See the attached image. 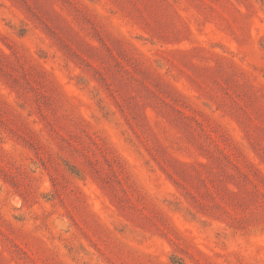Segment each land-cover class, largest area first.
Here are the masks:
<instances>
[{
	"label": "rangeland",
	"instance_id": "1",
	"mask_svg": "<svg viewBox=\"0 0 264 264\" xmlns=\"http://www.w3.org/2000/svg\"><path fill=\"white\" fill-rule=\"evenodd\" d=\"M0 264H264V0H0Z\"/></svg>",
	"mask_w": 264,
	"mask_h": 264
}]
</instances>
